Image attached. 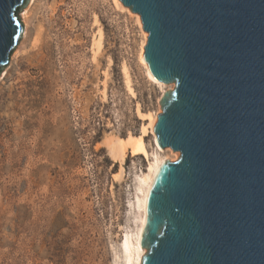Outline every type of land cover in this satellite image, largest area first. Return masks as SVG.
<instances>
[{"label": "rangeland", "instance_id": "1", "mask_svg": "<svg viewBox=\"0 0 264 264\" xmlns=\"http://www.w3.org/2000/svg\"><path fill=\"white\" fill-rule=\"evenodd\" d=\"M31 8L0 75V264H125L124 246L137 250L139 177L154 156L176 158L157 151L137 108L159 113L171 86L147 78L146 32L114 0ZM143 126L148 159L114 161L107 140Z\"/></svg>", "mask_w": 264, "mask_h": 264}, {"label": "water", "instance_id": "2", "mask_svg": "<svg viewBox=\"0 0 264 264\" xmlns=\"http://www.w3.org/2000/svg\"><path fill=\"white\" fill-rule=\"evenodd\" d=\"M170 84L152 132L176 158L144 200L139 264H264V0H116ZM30 0H0V75Z\"/></svg>", "mask_w": 264, "mask_h": 264}, {"label": "bare ground", "instance_id": "3", "mask_svg": "<svg viewBox=\"0 0 264 264\" xmlns=\"http://www.w3.org/2000/svg\"><path fill=\"white\" fill-rule=\"evenodd\" d=\"M35 1L36 0H30L29 5L26 8H24L23 11H21V13H20L22 22L24 23V27H25L24 34H26V32H27L28 21L33 16L34 9L31 8V6L35 3ZM114 2L117 5H119L120 7H122L118 1L114 0ZM122 8H124V7H122ZM124 9L128 10L127 8H124ZM135 16L138 20L137 14H135ZM145 41H146V33H144V41H142V44L140 47L139 60L145 68V73H146L147 78L150 81H152L154 84H157L158 86H161V87H165L163 84L154 81L150 77V75L148 73V66L146 63L143 62V60L141 58L142 53H143L142 47L145 44ZM16 53L17 52L15 51L13 56H15ZM122 72H123L125 84H126L128 90L131 93H133V90L130 86V77H129L128 69L125 65L122 68ZM161 92L163 93L164 89H162ZM157 114L158 113H152L150 111L149 112H142L139 108H137L138 117L141 118L142 120L148 121V127L150 128V133H151L152 138H153L152 139L153 145L155 146L157 151L162 152L164 150L159 149L157 147V145L155 143L154 134L152 132V128L154 126V123L157 120V118H156ZM145 132H146V128L143 126L140 133H137V134L128 133L124 137H115V138L108 139L106 142V148H107L109 156L114 161H119V162H122L124 160L126 153H130L132 156L142 155L146 159H148L149 152H148L145 140H144ZM175 156L177 157L176 153H175ZM164 159H166V158L154 156L152 161L148 160L147 169L145 172L141 173L139 180L137 182L138 183L137 184V190L139 191V195L137 196V208L139 210V214L137 217L139 220V225H138L137 236L135 239L136 245H137V250L134 251L132 249V247L128 244H126L124 246V248L122 250V254L125 258V264H139L140 257L144 253V249H140L138 246V236L140 233V229H141V225H142V219H143V215H144V200H145V196H146L148 187L150 186L152 178L154 176V173H155L157 167L161 164V162Z\"/></svg>", "mask_w": 264, "mask_h": 264}]
</instances>
